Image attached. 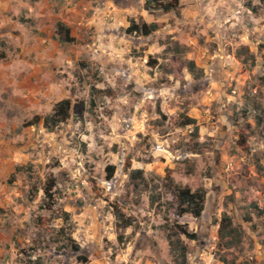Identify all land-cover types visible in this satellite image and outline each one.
Here are the masks:
<instances>
[{
  "label": "rangeland",
  "instance_id": "rangeland-1",
  "mask_svg": "<svg viewBox=\"0 0 264 264\" xmlns=\"http://www.w3.org/2000/svg\"><path fill=\"white\" fill-rule=\"evenodd\" d=\"M66 1L41 7L61 20ZM88 3L91 26L47 80H0V264H175L167 225L198 235L183 238L189 264H264V0L153 14L145 0ZM132 19L162 27L129 35ZM14 32L0 28L7 58ZM243 46L254 63L237 58ZM65 99L71 116L50 132L44 119ZM177 187L206 188L200 218L177 215ZM116 211L133 225L119 228ZM225 214L243 230L238 247L219 237ZM62 230L81 252L64 249Z\"/></svg>",
  "mask_w": 264,
  "mask_h": 264
},
{
  "label": "crops",
  "instance_id": "crops-1",
  "mask_svg": "<svg viewBox=\"0 0 264 264\" xmlns=\"http://www.w3.org/2000/svg\"><path fill=\"white\" fill-rule=\"evenodd\" d=\"M5 1L6 4H3ZM43 1L47 3L48 0H35L32 3H30V0H0V28L9 23L15 27L12 36L16 45V50L13 51L11 56L8 55V58L4 52H0L2 54V56L0 55V68L2 67L1 69L5 72L0 80L36 82L47 80L65 60L66 45L74 44L76 39L79 40L78 32L81 33L85 28L87 31L88 27L91 26L84 13V10L89 8V0H68L64 2L60 10L62 12L61 20H51L46 7H41ZM5 7L8 11H14L20 15L18 16L20 21L10 17L5 12ZM38 9V18L33 19L34 11ZM40 17H42L43 23L38 21ZM28 18L33 20H28ZM49 18L48 24L44 19L49 20ZM92 21H95V19ZM25 22L32 27L23 26L22 24ZM59 23L70 30V36L75 40L73 43L63 42V36L61 37L57 30ZM44 67L49 69L43 70Z\"/></svg>",
  "mask_w": 264,
  "mask_h": 264
},
{
  "label": "trees",
  "instance_id": "trees-1",
  "mask_svg": "<svg viewBox=\"0 0 264 264\" xmlns=\"http://www.w3.org/2000/svg\"><path fill=\"white\" fill-rule=\"evenodd\" d=\"M180 7V0H145L144 4V9L151 14L156 11H163L164 13L178 12ZM161 27L162 24L158 22L147 23L143 19L140 22H137L135 19H132L126 32L129 35L150 37L155 32L159 31ZM57 30L60 36H63V42L73 43L75 41L70 36V30L63 24L59 23L57 25ZM243 54L247 55L251 59L252 63L255 62V57L251 55L249 47H241L237 52V58L240 59ZM244 63H246V60ZM189 69L193 73L196 72V64L194 62H190ZM71 110V101L68 99L62 100L55 106L53 114L45 117L44 127L50 132L54 131L61 123L67 121L70 118ZM188 122L194 126V136L197 138L199 134L197 120L188 119ZM198 148H200V143L196 142L193 145V151H199ZM110 170H112L111 167L108 168V171ZM130 179L131 182L138 186L137 182L143 180V171L133 170L130 174ZM206 199L207 190L204 187H201L196 191H192L188 187H177L175 191V211L179 217L191 215L192 217L198 219L202 216L205 210ZM251 206L254 209H257L255 204H252ZM263 213V211H259V214L262 215ZM115 215L117 218V226L119 228H128L133 225L132 221L130 219H126L120 211H116ZM249 219H251L250 216ZM177 227L179 230H176L174 227L168 225L166 226L167 239L170 245V253L175 264H189V248L185 244L183 238L188 240H197L198 235L196 233H191L187 226L182 227L178 225ZM62 235L67 237V234H64V230H62ZM219 237L221 240H224L225 246L238 247L243 239V230L241 227L234 225L232 218L225 214L220 224ZM67 241L68 242L63 246L64 249H70L75 253L81 252L80 246L72 237L68 236ZM78 262L79 264H85L87 259L83 256H79ZM39 263L42 264L41 261H39Z\"/></svg>",
  "mask_w": 264,
  "mask_h": 264
}]
</instances>
